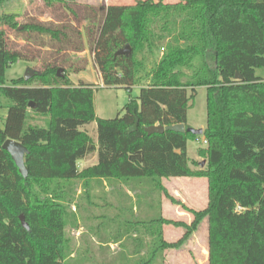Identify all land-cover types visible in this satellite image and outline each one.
I'll return each instance as SVG.
<instances>
[{"label": "trees", "instance_id": "trees-1", "mask_svg": "<svg viewBox=\"0 0 264 264\" xmlns=\"http://www.w3.org/2000/svg\"><path fill=\"white\" fill-rule=\"evenodd\" d=\"M15 1L0 0V7ZM45 1L66 6L70 0ZM87 9L96 29L89 36L103 87L130 90L145 69L137 56L161 47V57L144 75L148 83L140 87L136 100L128 102L124 114L103 120L95 116L92 87L72 86L54 66L47 65L28 81L5 83V71L21 56L6 48L4 26L24 41L34 38L43 46L46 42L41 39L47 37L58 53L68 47L77 51L80 31L34 21L18 27L11 16L0 17V98L10 102L0 128V264H66L63 232L71 185L81 182L89 189L100 181L128 186L135 196L134 210L147 214L140 217L136 212L114 222L117 227L110 242L120 250L105 264H156L165 251L181 248L203 220L207 221V264H264V80L255 76V70L264 67V0L172 4L137 0L133 5ZM126 45L130 55L115 58ZM182 66L190 73L185 74ZM35 80L40 84L33 85ZM200 87L207 91L203 131L207 147L199 156L207 158V168L194 172L187 142L196 136L170 131L148 135L144 128L178 124L188 128L187 111ZM33 118L44 119V126L30 125ZM136 120L137 129L129 133ZM90 123L96 124V143L79 129ZM8 139L28 151L26 178L1 148ZM94 155L97 163L79 171L77 163ZM184 177L206 179L203 210L186 208L160 182ZM158 193L191 214V223L163 218L153 198ZM168 225L184 228L177 242L164 241L162 231ZM140 231L152 244L145 258L134 260L131 257L143 250L136 236L130 257L121 250L126 247L125 237ZM97 235L98 244L107 248L110 242Z\"/></svg>", "mask_w": 264, "mask_h": 264}, {"label": "rangeland", "instance_id": "rangeland-1", "mask_svg": "<svg viewBox=\"0 0 264 264\" xmlns=\"http://www.w3.org/2000/svg\"><path fill=\"white\" fill-rule=\"evenodd\" d=\"M136 1L70 0L64 6L58 3L49 5L45 0H16L6 7H0V17L5 15L11 16L18 27L34 21L59 27L65 26L69 28L71 26L81 33V46L77 51H72L68 47V49L58 53L57 45L51 42L52 45L49 44L47 37L41 39L46 42L43 46L40 45L39 40L34 38L30 41H24L23 36L17 35L14 30L8 26H4L6 48L11 52H17L21 56L18 63L10 65L5 71L6 85L9 86L12 80L22 78L27 68L36 72H42L47 65H51L61 69L60 75H67L72 86L76 87L83 83L92 87L94 90L92 101L94 113L97 118L111 120L121 117L124 114V108L128 102L130 100H136L140 87H144L148 83L149 78L144 75L158 62L162 54V49L159 47L151 53L137 56L138 60H143L145 69L141 73L138 84L130 90L123 87H103L102 79L91 51V37L89 34L95 27L92 29L93 24L90 23V20L93 15L90 14V10L87 8L92 7L98 10L109 5H133ZM152 1L157 2L158 0ZM176 2L177 0H164V3L169 4ZM98 20L96 18L97 22ZM94 31L96 32V29ZM181 70L185 74L190 73L184 66H182ZM255 76L264 80V67L256 69ZM39 84V81L35 80L33 82V85ZM206 96L207 91L205 88L200 87L197 89V95L193 101L192 108L187 111L186 125L188 128L205 130ZM9 105V101L0 98V128L5 118L6 108ZM29 123L30 125L43 127L44 119L33 118ZM79 129L86 132L96 143L97 130L95 123L84 125ZM206 147L207 144L203 134L196 136L193 141L189 140L187 142V157L189 158V167L192 171L196 172L207 168V158L199 156V151L204 150ZM94 158V161L91 164L87 163V165H95L97 163L96 155ZM85 166L82 163L77 164L79 171L84 169ZM126 187L130 190L128 186ZM177 187L181 190L188 188V193L184 192L183 195L179 193V199L177 198L186 208L191 206L193 208L191 210L194 211H201L205 208L207 203V185L205 179L195 177L181 178L177 180ZM88 188L81 182H74L71 185L69 197L65 202L66 214L68 216L63 232L67 243L65 253L66 264H105L106 260H110L120 250L119 245L110 242L112 241V234L117 227L114 222H118L124 218L129 219L136 212H138V216L140 217L147 215L145 210L142 215L139 214V209L137 211L134 210V194L131 192V194H128L127 189H119L118 184L100 181L99 183H91ZM162 197L164 196L158 193L153 198L157 203L158 201L160 202ZM181 198L185 201L184 203H182L183 200L181 201ZM119 210L122 213H119ZM181 211L183 209L180 206L172 205L167 200L165 211L162 214H164L165 219L173 222L191 223L193 219L192 215L186 212L189 219ZM130 212H132V215ZM108 218H112L114 221L107 224L106 221ZM164 227H166V237H163L164 231H162L163 239L166 238L172 242L180 240L185 233L184 228H175L172 225ZM177 229L180 230L178 231ZM98 233L110 242L107 248H103L98 244ZM142 233L141 231L138 232V235L131 233L129 237H125L123 242L126 247L121 251L124 252L126 257H130L132 253L133 236H136L137 242L142 244L143 250L140 255L131 258L137 260L146 257L147 248L152 243L151 239ZM189 240L197 245L195 249L185 247L184 249L179 248L180 250H167L157 258L156 264H207L203 260V256L206 254L205 244H207L206 220L201 222L199 228L191 235ZM189 240L183 245L188 246ZM165 256H168L167 259Z\"/></svg>", "mask_w": 264, "mask_h": 264}, {"label": "water", "instance_id": "water-1", "mask_svg": "<svg viewBox=\"0 0 264 264\" xmlns=\"http://www.w3.org/2000/svg\"><path fill=\"white\" fill-rule=\"evenodd\" d=\"M131 53L130 47L128 45H126L124 48L118 50L114 57H118V56H125L128 57ZM60 72L61 69L57 70V75L60 76ZM40 73L33 71L29 68H27L24 72L23 75V79L24 81H28L31 78L35 77V76H39ZM235 79L236 80H241V77L239 75H235ZM29 108H34V104L33 103H29ZM137 125H138V121L136 120L135 124L129 128L128 132L131 133L133 131H135L137 129ZM144 131L148 134H162L165 131H170V132H175V133H179V134H184V133H190L194 136H200L203 134V131L201 129H193V128H185V126L183 124H178V125H174V126H168V127H163L160 125H155V126H150V127H146L144 128ZM2 150H4L6 153L9 154L11 160L13 161V163L15 164V166L17 167L18 173L23 177L26 178L27 177V168L24 164V156L28 153L27 149L25 147H23L19 142L13 141V140H6L2 146H1ZM19 221L21 226L28 231V226L26 224V222L24 221L23 216H19Z\"/></svg>", "mask_w": 264, "mask_h": 264}, {"label": "crops", "instance_id": "crops-1", "mask_svg": "<svg viewBox=\"0 0 264 264\" xmlns=\"http://www.w3.org/2000/svg\"><path fill=\"white\" fill-rule=\"evenodd\" d=\"M95 157V155L91 158V159H87V160H83V161H79L78 163H82L83 165H86L85 166V168H87V167H90V164L94 161V158ZM77 163V164H78ZM87 163H90V164H88L87 165ZM184 178H186V177H184ZM178 179H181V178H168V179H161L160 180V182H161V185H162V187L168 192V194L170 195V196H172L174 199H176L177 200V198L180 196V194L179 193H181L182 195L184 194V192L186 193H188V188H185V189H183V190H181V189H179L178 187H177V180ZM204 179V178H203ZM206 180V179H205ZM206 185H207V181H206ZM127 189V187L125 186V185H123V184H120L119 185V189ZM128 190V189H127ZM127 193L128 194H131L130 193V190H128L127 191ZM179 199V198H178ZM183 199L181 198V201H182ZM178 201V200H177ZM185 201L183 200L182 201V203H184ZM158 203H159V206H160V211H161V215H162V217L164 218V214H162V212H164L165 211V207H166V203H167V200L164 198V197H162V199L160 200V202L158 201ZM206 205H207V203H206ZM188 207V206H187ZM206 207V206H205ZM164 208V209H163ZM190 209H193L191 206L189 207ZM182 212V214H184L187 218H189V216H188V214H186V212H184V211H181ZM184 217V216H183ZM190 219V218H189ZM189 223L190 222H186V224L187 225H189ZM199 228V227H198ZM178 231L180 230V229H177ZM163 231H164V235H163V237L165 236L166 237V227H164L163 228ZM164 241H166V242H172L171 240H169V239H166V238H164ZM192 243V241L190 242V240H189V245L188 246H185V245H183L180 249H184L185 247L186 248H188V249H195L196 247H197V245H195V244H191ZM206 246H205V251H206V254H205V256H203V260H205V263H207V244H205ZM179 249V250H180ZM174 252H178V251H174ZM166 255V254H165ZM194 255V254H193ZM166 257V259H167V257L168 256H165Z\"/></svg>", "mask_w": 264, "mask_h": 264}, {"label": "built area", "instance_id": "built-area-1", "mask_svg": "<svg viewBox=\"0 0 264 264\" xmlns=\"http://www.w3.org/2000/svg\"><path fill=\"white\" fill-rule=\"evenodd\" d=\"M102 87V86H101Z\"/></svg>", "mask_w": 264, "mask_h": 264}]
</instances>
